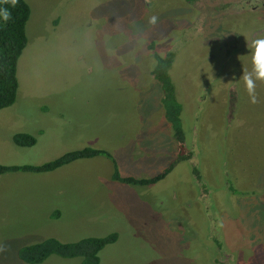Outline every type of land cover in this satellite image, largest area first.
Instances as JSON below:
<instances>
[{
	"label": "rangeland",
	"instance_id": "374dc122",
	"mask_svg": "<svg viewBox=\"0 0 264 264\" xmlns=\"http://www.w3.org/2000/svg\"><path fill=\"white\" fill-rule=\"evenodd\" d=\"M27 2L28 39L18 58L16 99L0 108V163L40 164L89 145L108 150L123 175L147 177L165 170L177 145L162 89L151 73V40L162 43L175 29L190 26L195 8L186 0ZM234 17L229 22L249 33L262 24L246 14L239 22ZM262 37L264 32L228 62L234 72L230 82L240 93L233 123H227L224 80L198 108V138L210 158L203 160L202 172L213 182L199 198L227 192L233 211L227 208L230 214L223 216L229 223L224 233L235 246L225 256L229 264H238L248 252L251 261L264 264V82H257L259 102L253 104L241 79L244 69L252 68L250 45ZM185 43L174 52L171 74L187 128L198 101L197 83L214 62L198 70L196 62L211 45ZM18 131L33 134L35 142L15 143ZM188 159L148 184L113 179L114 161L105 154L49 171L0 173V247L5 249L0 264H82L80 256L57 254L29 263L19 258L18 249L48 236L71 241L110 232L116 238L99 251L98 264H208L194 233L193 203L187 201L194 188L181 165ZM229 173L233 188L222 184Z\"/></svg>",
	"mask_w": 264,
	"mask_h": 264
},
{
	"label": "flooded vegetation",
	"instance_id": "af4514ba",
	"mask_svg": "<svg viewBox=\"0 0 264 264\" xmlns=\"http://www.w3.org/2000/svg\"><path fill=\"white\" fill-rule=\"evenodd\" d=\"M186 2L195 8V17L192 19L193 22L190 23V26H181L175 29L162 43L151 40V42L153 41L151 48L154 58L153 67L157 63L158 56L162 58L172 56L171 63L168 65V72L176 93L177 84L173 80L171 74L174 52L177 51L184 42L187 43L193 40L199 41L203 45L202 47L211 45V49H207L204 53L205 56L196 62L195 67L199 70L208 63L214 62V64L201 75L197 83L198 86L195 94L198 101H195V108L191 115V118H193L191 124L188 125L187 128L181 125L183 132L181 139L174 135V131L172 133L176 140L177 155L170 164L174 166L181 160L189 158V161L181 166L188 168L190 179L193 183L194 193L187 201H189L190 205L193 203V211H190V213L197 223L194 229V233L197 234L196 239L203 244V249L206 251L208 257V264H229L225 256L235 246L233 247L230 244V240H227L224 233L225 226L229 225V223L223 219V216L230 214L228 209L230 212L233 211V208L227 205V199L224 197L227 195V192H224L215 199L207 198L203 201L199 198V196L204 193L205 188L211 189L209 186H212L213 182H209L202 172L203 160L206 159L208 161L210 158L207 156V149H204V146L200 143L198 138L197 122L198 118H201L202 115V112H200V110L198 111V108L201 106L200 103L204 104L205 101H208L207 98H210L217 84L224 80L227 83V123L228 125L233 123L234 112H236L235 110L237 109L236 101L240 93L237 92L234 82H230L234 72L229 67L230 65L232 66V64L228 62L231 61L232 55H235L240 49H244V47L248 46L257 34L264 32V0H186ZM244 14L247 16L249 15L250 19L261 22L262 24L253 27L251 33H249L247 30L239 28V25L233 26L232 23L229 22L230 19L236 20L234 16L239 18H237V22H239L241 18L244 17ZM212 21H216L215 24L212 25ZM177 30L178 33L176 32ZM246 34H249L247 40L244 38L241 40V36ZM152 69L151 73L153 75ZM155 79L159 82L161 87L160 81L157 78ZM178 101L181 104L179 112L181 119L183 118L181 116L183 102L180 100ZM206 138L209 141L214 139L212 136ZM215 148L216 147L213 146L214 150ZM170 164H168V166H170ZM231 178L233 177L230 176V173L223 175V186L233 188V183L230 180ZM214 180L215 169L213 171V181ZM197 202L199 205L195 204ZM217 202L221 203V212L219 206L216 204ZM214 205L219 208L218 211L215 210L216 207ZM238 264L257 263L251 261V253L248 252L243 259L238 261Z\"/></svg>",
	"mask_w": 264,
	"mask_h": 264
},
{
	"label": "trees",
	"instance_id": "16d2710c",
	"mask_svg": "<svg viewBox=\"0 0 264 264\" xmlns=\"http://www.w3.org/2000/svg\"><path fill=\"white\" fill-rule=\"evenodd\" d=\"M30 5L27 0H18L13 7L11 0H0V108L12 104L16 99L18 88L17 63L18 58L27 43L26 23L30 15ZM11 13L7 23L3 20L4 15ZM157 63L152 69L162 87L161 101L164 107L166 119L170 122L174 135L182 138V123L179 116L181 104L178 101L172 79L168 72V65L172 56L157 57ZM13 140L19 145H31L35 142V136L26 131H18L13 134ZM105 154L114 161L112 178L126 183L148 184L163 176L173 167V164L165 170L147 177L123 175L117 168L113 155L101 147L84 146L75 148L47 160L40 164H1L0 173L5 171H49L82 157H92ZM116 232H110L104 236H85L78 240L63 241L54 236H48L42 240L22 245L18 249V256L23 261L37 263L43 261L50 254L63 257L80 256L82 264H98L99 251L114 241Z\"/></svg>",
	"mask_w": 264,
	"mask_h": 264
},
{
	"label": "clouds",
	"instance_id": "9594fccd",
	"mask_svg": "<svg viewBox=\"0 0 264 264\" xmlns=\"http://www.w3.org/2000/svg\"><path fill=\"white\" fill-rule=\"evenodd\" d=\"M13 7L18 3V0H11ZM11 17V13L4 15L2 18L7 23ZM155 22V20H153ZM254 51L251 53L252 57V68L251 70L244 69L243 80L248 96L251 103H258L257 96V82H264V37L255 39L250 45ZM5 249L0 247V252H3Z\"/></svg>",
	"mask_w": 264,
	"mask_h": 264
}]
</instances>
